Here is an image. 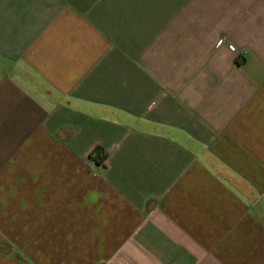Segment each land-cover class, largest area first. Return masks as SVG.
Masks as SVG:
<instances>
[{
    "label": "crops",
    "instance_id": "1",
    "mask_svg": "<svg viewBox=\"0 0 264 264\" xmlns=\"http://www.w3.org/2000/svg\"><path fill=\"white\" fill-rule=\"evenodd\" d=\"M0 264H264V0H0Z\"/></svg>",
    "mask_w": 264,
    "mask_h": 264
},
{
    "label": "trees",
    "instance_id": "2",
    "mask_svg": "<svg viewBox=\"0 0 264 264\" xmlns=\"http://www.w3.org/2000/svg\"><path fill=\"white\" fill-rule=\"evenodd\" d=\"M89 157L94 163L102 165L107 158V152L100 147H96Z\"/></svg>",
    "mask_w": 264,
    "mask_h": 264
},
{
    "label": "built area",
    "instance_id": "3",
    "mask_svg": "<svg viewBox=\"0 0 264 264\" xmlns=\"http://www.w3.org/2000/svg\"><path fill=\"white\" fill-rule=\"evenodd\" d=\"M219 44L221 43V40H219V42H218Z\"/></svg>",
    "mask_w": 264,
    "mask_h": 264
},
{
    "label": "rangeland",
    "instance_id": "4",
    "mask_svg": "<svg viewBox=\"0 0 264 264\" xmlns=\"http://www.w3.org/2000/svg\"><path fill=\"white\" fill-rule=\"evenodd\" d=\"M223 40H221V42H222Z\"/></svg>",
    "mask_w": 264,
    "mask_h": 264
}]
</instances>
